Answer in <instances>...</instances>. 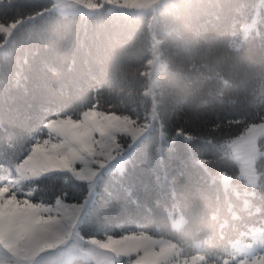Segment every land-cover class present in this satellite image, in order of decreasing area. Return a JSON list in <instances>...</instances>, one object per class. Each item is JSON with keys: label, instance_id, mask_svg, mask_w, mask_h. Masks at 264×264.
Instances as JSON below:
<instances>
[{"label": "trees", "instance_id": "obj_1", "mask_svg": "<svg viewBox=\"0 0 264 264\" xmlns=\"http://www.w3.org/2000/svg\"><path fill=\"white\" fill-rule=\"evenodd\" d=\"M53 3L0 0V22L22 19L0 55V171H13L53 116L96 107L141 121L153 105L144 93L152 14L105 6L65 15ZM258 4L161 5L154 26L165 62L156 86L158 120L125 169L99 177L81 223L85 236L143 230L175 240L187 255L202 250L217 259L264 221V156L257 162L259 182L250 187L227 145L264 119V8ZM34 183L37 198L48 201H80L89 191L87 181L65 171ZM172 211L185 216L180 228ZM66 264L94 262L79 257Z\"/></svg>", "mask_w": 264, "mask_h": 264}, {"label": "rangeland", "instance_id": "obj_2", "mask_svg": "<svg viewBox=\"0 0 264 264\" xmlns=\"http://www.w3.org/2000/svg\"><path fill=\"white\" fill-rule=\"evenodd\" d=\"M53 1V9L65 15L92 14L105 6L131 14H152V56L144 93L153 98V105L141 121L89 107L78 116L56 115L44 123L42 134L13 171H0V264H66L79 257L94 264H264V221L234 239L230 252L217 259L208 258L202 250L187 255L175 240L143 230L103 237L82 233L81 223L95 199L99 177L125 169L158 120L156 86L165 62L154 26L166 0ZM257 12L247 25L254 23ZM21 21L0 22V55L6 53L7 41ZM227 145L238 162L240 177L255 187L260 176L257 162L264 156V119L250 124ZM59 171L88 182L89 191L82 200L37 198L34 181ZM222 179L225 185L231 183L226 173ZM171 218L175 228L185 221L180 211H172Z\"/></svg>", "mask_w": 264, "mask_h": 264}, {"label": "snow or ice", "instance_id": "obj_3", "mask_svg": "<svg viewBox=\"0 0 264 264\" xmlns=\"http://www.w3.org/2000/svg\"><path fill=\"white\" fill-rule=\"evenodd\" d=\"M258 8H264V0H259V4L257 5ZM264 19V17H262ZM261 39L264 40V34H262ZM159 151V149H158ZM162 157H161V162H162Z\"/></svg>", "mask_w": 264, "mask_h": 264}]
</instances>
